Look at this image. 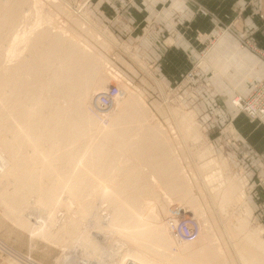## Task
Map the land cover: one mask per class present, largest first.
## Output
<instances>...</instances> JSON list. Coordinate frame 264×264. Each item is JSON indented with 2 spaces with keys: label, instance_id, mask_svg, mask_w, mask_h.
Wrapping results in <instances>:
<instances>
[{
  "label": "bare ground",
  "instance_id": "1",
  "mask_svg": "<svg viewBox=\"0 0 264 264\" xmlns=\"http://www.w3.org/2000/svg\"><path fill=\"white\" fill-rule=\"evenodd\" d=\"M28 2L0 0V58L2 55L8 60L14 57L13 53L20 43L26 48L22 56L16 55L19 57L17 62H12L0 73V183L13 184L12 191L0 190V202L7 209V214L16 224L23 227L29 224L28 228L31 227L29 221L22 218V211L33 199V204L42 206L49 216L42 226H33V233L63 248L78 242L81 249L89 247L95 257L98 254L94 252L96 243L85 231V223L88 222L95 221L97 226L95 224L94 227L108 236L122 233L144 241L139 240L141 246L128 245L123 253L118 252V261L132 256L125 264H140L138 260L149 264H218L220 261L227 264L229 256L224 263L222 245L215 242L217 238L211 235L212 232H199L193 239L185 240L173 228L182 217L176 211L178 208L173 209L174 203L167 202L173 206L172 209L166 205H160L159 211L156 208L153 199L159 190V181L153 184L155 181L152 183L151 180L158 176L163 184L167 183L166 187L163 186L166 194L171 192L185 203V211L191 212L194 217L201 211L193 200L195 191L190 192L193 188L186 181L187 175H183L174 160V148L169 139L158 125L147 123L150 112L142 91L133 93L131 83L110 69L102 57L91 52L88 49L90 46L87 48L73 38L54 33L50 27H40L36 32L37 26L46 23L47 17L35 2L38 23L32 27L25 24L21 28L27 16ZM109 36L114 39L111 34ZM111 38L107 37L110 41ZM240 45L264 60V51L257 45L241 42ZM111 79L116 81L114 85L118 86L119 92L106 109L98 104V99L100 93L109 89ZM189 83L191 79L185 85ZM211 86L210 82H206L203 87L215 96L216 91ZM242 98L236 96L232 100L235 99L237 105L243 107ZM172 110L182 135L198 136L192 115L179 109ZM209 163L212 164V160ZM144 168H149V176ZM219 173L221 170L215 174L224 177L223 173ZM171 181L173 183L169 186ZM228 183L220 193L221 206L231 202L235 190L243 185L242 181L234 179ZM101 184L105 188L102 193L96 194L97 189L94 188ZM64 193H68L67 198ZM32 195L35 199L30 197ZM98 195L110 207H105L103 202L104 207L100 206L98 210L95 200ZM163 197L165 200L169 198L164 194ZM74 204L80 208V217H75L77 212L71 210ZM60 206L66 217L58 220L56 213ZM246 210L244 216L238 213L240 216L237 214L236 221L229 224L227 218L225 229L228 234L231 232L230 239L235 240L233 246L238 262L264 264V241L255 235L253 229H249L247 218H244ZM54 224L58 226L56 231L50 228ZM67 236L70 239H66ZM160 248L179 249L174 256L161 260L156 257H165ZM156 259L159 261L156 262ZM105 264L119 262L108 259Z\"/></svg>",
  "mask_w": 264,
  "mask_h": 264
},
{
  "label": "rangeland",
  "instance_id": "2",
  "mask_svg": "<svg viewBox=\"0 0 264 264\" xmlns=\"http://www.w3.org/2000/svg\"><path fill=\"white\" fill-rule=\"evenodd\" d=\"M36 1L37 0H29L27 3L25 12L27 16L25 18V23H22L21 28L25 24L32 27V25L38 23L39 17L37 16L38 14H36V5H40V9H42V13H44V16L46 15L45 17H47V19L46 23H43L44 25L42 24L37 26V29L35 30L36 32L44 26L50 27L54 33H62L64 37L73 38L74 41L84 46L86 45L87 48L90 46L88 49H90V51L92 50L91 52L102 57L110 69L115 70L120 77H123L126 81L128 80L131 83V90L133 93L138 92V90L142 91L147 104V109L150 112V115H147V123L153 126L158 125L164 135L169 139V142L174 148V160L183 175H187L186 181L188 180V185H190V188H193L190 192L193 193L195 191L193 196L196 197H194L193 200L198 204L196 205L199 206L201 211L195 217L191 212L185 211L183 209V205L185 203L174 197V194L171 192L166 194L164 187L167 186V183L163 184L158 176L157 179L152 177V180L154 179L153 181L150 177L152 183L157 180L159 181V183H153H158V186H156L159 189L157 190L156 187L158 192L154 196L153 201L155 200L156 203H154L157 206L154 205V208L156 206L158 211L160 205L170 206V209H172L173 206V209L178 208L176 211L179 216H182L181 219L191 218L196 221L197 225L200 226L198 227V233L212 232L211 235H214L217 238L215 242L218 241L217 244L222 245V253L225 255L223 257L225 258V260L223 259V262H226L229 256V262H227V264H243L241 261V263L238 262L239 258L235 256L237 255V251L235 254V247L233 246V244H236L234 242L235 240L232 241V238L230 239L231 232L228 234L229 231L225 228L231 221H236L238 215L240 216V214H243L244 216L245 210L248 209L246 210L247 216L244 217L245 219L247 218L246 223L248 224L249 229H253L256 233L255 235L259 236V238L264 241V150L255 151L248 140L247 133L243 136L241 134L242 132H240L234 124L233 117L234 119L240 117V126L242 127L247 125L245 115L250 120V117L245 112L239 111V109L233 105L232 100L236 96L244 98L249 94L243 95L246 93L247 84L241 87L240 93L242 94L219 91V87L215 85L216 81L213 82V80L216 76H221V72L211 61L213 58H217L219 56V50L221 48H228L227 45H223L222 43L224 40L225 43L227 42V37L230 39L237 38V40H239L238 37L240 38L241 35H244V41L247 42L249 36H247L245 32H241L239 35H236L237 31L231 27L232 24L220 26L208 35L201 36V39L207 42L205 43L204 49L200 53L199 59L192 63L194 68L187 73L186 78L177 86H171L168 82H165L162 78H160L158 74L159 69L157 68L153 53L145 51L146 48L152 50L150 47L153 45L147 46L145 43L144 45H138L133 38H129V36L124 34L125 29L120 28L122 25H119L123 24V21H117L116 18H112L118 14H111L109 7V4L111 3L110 0ZM34 2L36 3L35 6L33 5ZM248 2L254 11V8L256 7L254 6V2L252 0H249ZM261 2H263L262 6H264V0H261ZM33 7L35 10H33ZM257 10V16L264 20V7L261 8V11H259V8H257ZM33 11L35 14H33ZM261 15H263V17ZM35 16H37V18ZM150 16H152V14ZM165 16L166 13L162 15L160 13L155 14V17H160L162 20H167ZM152 18L153 17H151L145 24L144 27H147H143L142 29V32L145 30L144 33L147 35L152 34V31L154 30V21H156V19ZM110 34L114 38L113 40H115L113 43H111L113 40L111 36H109ZM106 36L111 38V41L107 39ZM238 45L242 48L240 41L238 42ZM91 47L93 49H91ZM24 52H26V48H24V44L20 43L18 49L13 53L14 57L11 56L8 60L5 55H2L0 58V73L11 66V64H13L12 62H17L19 57L23 55L21 53ZM17 54L19 57L16 56ZM255 54L263 60L260 55L257 53ZM202 68L205 71L210 69L208 70L209 73L207 76L210 79H202L203 76H201V74L197 76V73ZM188 79H191V83L185 85ZM245 79L248 80L249 77ZM109 82L111 83L110 86L116 83L113 79ZM206 82L211 83V88L216 91L215 96H213L211 92H207L206 89H204L203 86ZM172 109H179L182 113L191 114L196 122L195 127L196 131H198V136L200 134L201 137H184L177 126L178 123L175 120ZM202 122H205L204 125ZM205 125L207 128H205ZM197 128L199 130H197ZM227 129H229V131H227ZM179 133L181 136L178 135ZM257 134L261 135L259 131ZM179 137H181L182 140ZM256 142L257 145H263V141L259 138L256 139ZM211 160L212 164H208ZM148 169L149 168H144L146 175L149 176L151 172ZM220 170L221 174L223 173L222 176L224 177H219L215 174L217 171L220 172ZM185 176L182 177L185 178ZM232 179L239 182L242 181L243 185H241L242 187L240 189L237 188L238 190L234 189L235 192L231 202L229 201L226 204L224 203V205L222 203L221 206L219 201L222 199L220 197V193H223L222 190L226 189L225 186L229 184L228 182ZM172 183L173 181H171L169 186L172 185ZM159 184H161L162 188ZM12 185L13 184L11 183L7 184V182L3 184L0 183V190L12 191ZM9 186L11 188H9ZM104 188L105 185L101 184L100 186L94 188L95 190L97 189L95 193H102ZM160 189L162 191L164 189V191L162 192ZM159 191H161L166 197L169 196V198L167 197L168 199L166 198L167 200H165V197H163V194ZM63 195L66 197L68 193H66V195L64 193ZM161 195L163 198H161ZM35 196L32 195L30 197L34 198ZM96 198V207L98 210L100 206L104 207L105 205V207H110V205H107V201H102L105 199L100 197V195ZM155 198L159 199L156 200ZM172 198L173 202L171 201ZM32 201L30 200L31 203L27 201L30 205L27 203V209L22 211V218L28 220L30 223L31 227L29 228V224L27 227L16 224V221H13V218L7 214V209H5L3 207L4 205L0 202V205L2 204L0 206V264H69L72 262H83L84 264H87L88 262L95 264L94 262H97L98 264H105L108 259H115V261L119 262V264H125L128 259L131 260L132 256H125L128 259L118 261V252L121 251L123 253L124 249L126 250V246L128 245L130 247H135L137 245L141 246L140 242H144L139 238L135 239L132 236L122 233H116L108 236V234H104L102 230L100 231L98 227H94L95 224V226H97V223L94 221L91 223L88 222L89 225H87L88 223H85V231L87 230L86 233L89 234L93 243H96L95 245L97 249H94V252H96L95 254L98 252L96 257L89 251V247L85 246L81 249V244L76 241V244L73 243L66 248L60 247L39 234V236H37V233H33V226H42L41 224H43L49 216L47 215V212L42 209V206H35ZM168 201L172 204L174 203L173 206L169 205L170 203L168 204ZM62 208L63 207L60 206V209L56 213V218L58 220L66 217L64 213L65 211ZM71 210H74L75 213L77 212L75 217H80L82 215L80 213V208H77V204H74L73 209ZM5 212L8 216H10L9 218L6 214H4ZM152 212L155 213L156 209L155 211L152 210ZM231 213L236 215H233L236 217L235 219ZM192 216L194 218H192ZM227 218L229 219L227 220ZM226 220L229 221L227 224L225 223ZM224 223L225 225H223ZM56 226L57 224H54L50 228L52 230L55 229L56 231V228L58 227ZM243 232H241L242 235L245 234ZM70 236H67L66 239H70ZM105 236L106 239H104ZM122 243H126L127 245L123 246ZM76 246L78 249H76ZM156 248L158 247H154V249ZM160 249L165 257H156L161 260H166L167 257L174 256L179 248H177L176 251L174 249ZM236 258L238 259L236 260ZM231 259H234L233 262L230 261ZM156 260V262L159 261L158 259ZM138 261L140 264H149L143 260ZM153 262L156 263L155 261ZM220 262L218 264H222V261Z\"/></svg>",
  "mask_w": 264,
  "mask_h": 264
},
{
  "label": "crops",
  "instance_id": "3",
  "mask_svg": "<svg viewBox=\"0 0 264 264\" xmlns=\"http://www.w3.org/2000/svg\"><path fill=\"white\" fill-rule=\"evenodd\" d=\"M248 1L110 0L109 7L111 14H118L112 18L123 21V24L119 25H122L120 28L125 29L126 36L133 38L138 45H144V43L147 46L153 45L150 47L152 50L145 47V51L153 53L160 78L171 86H177L194 68L192 63L199 59L207 42L201 39V36L208 35L220 26L230 24L237 31L236 35L245 32L249 36L247 42L244 38L242 40L238 37L239 40H237V38L227 37V42L225 43L224 40L222 43L228 48H221L219 56L213 58L211 62L221 72V76H216L218 78L215 77L213 80V82L216 81L215 85L219 87V91L242 94L240 89L247 84L246 93L243 94L247 95L252 86L264 77V61L249 49L240 48L238 45L240 41L257 45L264 51V20L257 16V8L261 11L264 7L263 2L252 0L256 6L253 7L255 9L253 11ZM156 13L161 15L166 13L167 20L155 17ZM151 17L156 19L155 26L152 34L147 35L144 33L145 30L142 32V29ZM208 70L205 71L202 68L197 76L201 74L202 79H210L207 77ZM248 77L249 79L246 80L245 78ZM245 118L247 125L242 127L240 117L235 119L233 117L235 126L243 136L247 133L248 140L255 151H263L264 124L258 120L252 122L246 115ZM258 131L261 135L257 134ZM257 138L263 141V145H257Z\"/></svg>",
  "mask_w": 264,
  "mask_h": 264
},
{
  "label": "built area",
  "instance_id": "4",
  "mask_svg": "<svg viewBox=\"0 0 264 264\" xmlns=\"http://www.w3.org/2000/svg\"><path fill=\"white\" fill-rule=\"evenodd\" d=\"M261 16L263 17V15ZM118 92V86H110L109 89L100 93L98 104L103 108H109ZM248 95L249 96L247 98H242L243 107H239L235 99L233 100V104H235V106H237L239 109L241 108L242 110H240L245 112L250 117V119L259 120L264 124V78L252 86ZM173 228L179 234V236L185 240L193 239L198 233V225L196 221L188 218L180 219L179 222L173 226ZM87 264L92 263L88 262ZM129 264L135 263L129 262Z\"/></svg>",
  "mask_w": 264,
  "mask_h": 264
}]
</instances>
